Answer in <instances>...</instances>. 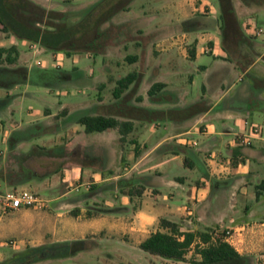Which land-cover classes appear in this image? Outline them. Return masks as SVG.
Returning <instances> with one entry per match:
<instances>
[{
    "label": "crops",
    "instance_id": "obj_1",
    "mask_svg": "<svg viewBox=\"0 0 264 264\" xmlns=\"http://www.w3.org/2000/svg\"><path fill=\"white\" fill-rule=\"evenodd\" d=\"M130 3L119 12L130 11ZM241 3L232 0L237 21L241 17L236 7ZM91 5L73 13L79 15ZM244 5L247 10L242 11L249 12L246 21L252 25L246 29L239 25L218 35L212 28H189L200 19H219V5L210 0H171L152 12L143 8L136 23L130 19L114 21L117 12L101 25L102 32L110 27L130 32L124 45L132 50L124 54V60L150 69L141 97L134 95L143 85L135 73L136 78L119 97L94 105L106 108V112L96 114L131 121L132 130L121 141L116 129L90 133L83 129L87 138L101 140L84 143L87 159L58 172L62 182L93 188L86 194L74 197L72 189L63 191L47 199L42 209L4 211L0 201V264H16L19 254L28 248L51 251L55 245L73 241H84L83 253L51 252L27 264H77L71 263L73 260L190 264L189 258L199 260L193 248L182 260L140 248L151 233L165 231L161 219L176 223L181 230L229 228L233 235L227 241L252 264H264L259 259L264 257V0H250ZM205 6L211 15L203 16ZM182 26L189 27L176 33ZM189 36L196 41L189 44ZM226 38L230 41L225 42ZM52 57L55 64H61V53ZM185 62L191 67L183 69L189 84L194 85L199 75L204 77L201 94L189 102L180 98L178 87V68ZM246 75L254 85L244 83ZM153 84L159 86L149 94ZM140 99V105L134 102ZM153 120L157 123L152 124ZM251 123L261 127V137L248 146L237 145L235 136L247 132ZM92 133L98 135L90 137ZM54 173L27 171L17 185L25 189L29 184L51 194ZM121 177L126 178L125 186L117 181ZM135 179L143 186L140 194L132 191ZM5 183L6 178L0 175V189ZM9 240L16 244H6ZM95 250L103 253L92 255Z\"/></svg>",
    "mask_w": 264,
    "mask_h": 264
},
{
    "label": "rangeland",
    "instance_id": "obj_2",
    "mask_svg": "<svg viewBox=\"0 0 264 264\" xmlns=\"http://www.w3.org/2000/svg\"><path fill=\"white\" fill-rule=\"evenodd\" d=\"M29 1L46 12L53 11L65 14L64 19H61L62 21L77 22L83 15L81 13V15L73 13L77 8L100 0ZM210 1L218 7L217 0ZM170 2L171 0H132L130 11L117 13L114 21L130 19L134 23L140 17L141 9L144 8L147 12H152L155 9L169 5ZM245 3L246 0L236 7V11L240 9L238 14L241 17L237 21V24L229 23L226 30L237 29L239 25L242 29H246L247 26L252 25V23L249 24L246 21L249 18V12L242 11L247 10L246 5H244ZM16 4V0L12 1L11 10L17 14L20 20L35 27H46L44 20H35L32 14L16 10ZM208 11L209 9L205 6L202 11V14L204 13L203 16L212 14ZM198 15L200 16V14ZM215 18L216 20L214 21ZM215 18L197 20V22L191 23L190 27H177V31L175 32L181 33L182 30L189 27L191 29L212 28V30H215V35L224 33L221 22L217 16ZM54 21L58 22L60 20L54 19ZM105 31L102 32L99 38L102 46L100 45L97 50L71 52L70 56H66L64 52L47 51L39 44H36L38 50H34L27 44L30 41L20 40L11 34L0 32V48H9L11 45H16L18 49L16 63L8 64L4 62L3 57L5 54H3L2 58H0V67L8 69L26 67L30 70L44 69L56 71V78L54 77V79L49 77L48 79L38 81L36 84H17L9 89L0 87V98H3L8 93L10 95L13 94L14 97L17 96L14 103L9 107L7 106L8 108H4L0 113V175L6 178V183L2 184V188L0 189V201H2L5 193L22 188L17 185V181L25 171H35L37 173L55 172L53 177L54 187L52 189L54 192L51 194L42 193L38 189L29 186V184L24 186L25 189L36 192L45 200L51 199L55 195L70 189H72L71 193L75 195L74 197H79L86 194L87 191L93 190V188H86V186H78L77 183L69 185L62 182V177L58 172L69 164L84 161V156L87 152L83 149L84 143H95L101 140L100 137H97V140L87 138L83 127L77 123V118L84 114L106 112L104 106L97 107L94 105L99 101H103L106 104L113 101L115 98L113 96V89L116 85V79L124 77L128 73H137L139 81L143 79L141 82L143 85H140L136 93L134 91V95L136 94L141 97L142 93H145L147 86L145 84L147 81L146 76L150 71V69L143 70L142 67L139 68V65H137L138 67L135 64L130 65L124 60V54L132 50L130 45H128L129 48L124 45L130 36L128 35L130 32L116 27L107 28ZM119 33H121L120 37L118 36ZM167 35L169 34L167 33ZM196 39L190 37L189 44H192L193 40L196 41ZM227 41L230 40L226 38L225 42ZM151 49L155 50V41L152 43ZM53 53L62 54L61 64H55V60L52 57ZM72 58L76 59L75 62H73ZM205 59H209V57L205 56ZM185 68H191L189 62H185L178 68V78H180L178 87L180 98L183 99L185 97L184 100L189 102L201 94V84L204 77L202 75L197 76L195 84L191 85L187 82V75L183 71ZM255 72L256 70L254 69L249 74L251 75ZM238 83L240 84V82ZM244 83L254 85V82L248 75L244 77ZM134 102L140 105L142 101L140 99L134 100ZM155 106L158 105L156 104ZM159 122L161 123V121ZM151 123L156 124L157 120H153ZM97 135V133H92L90 137H96ZM111 136L106 137L110 138ZM39 147L45 149L61 147L67 157L45 155L42 150H39ZM31 148L34 151L33 154L26 157V153ZM90 151L99 153L98 149L95 151L90 149ZM120 172L122 173V171ZM117 181L121 186H125L126 178L121 177ZM227 229L232 231L229 228H222L220 229L222 231L221 234H225ZM102 251H104L103 248ZM102 251L95 250L92 255L98 256L103 253ZM79 252L83 253L84 251ZM259 259L264 260V257ZM72 262L77 264H93L92 262H74V260Z\"/></svg>",
    "mask_w": 264,
    "mask_h": 264
},
{
    "label": "trees",
    "instance_id": "obj_3",
    "mask_svg": "<svg viewBox=\"0 0 264 264\" xmlns=\"http://www.w3.org/2000/svg\"><path fill=\"white\" fill-rule=\"evenodd\" d=\"M12 1L14 0H0V32L11 34L20 40L39 44L47 51L64 52L66 56H70L71 52L97 50L101 45V42H99V38L102 35L100 26L117 12L126 10L131 2V0H100L82 10L81 14L83 15L77 22H68L61 20L65 16L63 13L46 12L29 0H16V10L32 14L35 20H44L46 27L39 28L19 19L17 14L11 10ZM217 1L220 9L219 21L221 26H223V30L228 31L226 27L229 23L237 24L232 0ZM54 19H59L60 21L55 22ZM3 54H5L3 57L4 62L8 64L16 63L18 59L17 46L1 47L0 58H2ZM55 76L56 71L44 69L30 70L26 67L17 69L0 67V87L9 89L17 84H36L38 81L49 77L54 79ZM135 78V73H128L118 79L113 89V96L115 98L119 97ZM158 86V84H153L149 89V94H152ZM13 98L14 95L10 94L0 98V111L9 105ZM77 123L83 127L86 133L116 129L120 134L121 141H124L125 136L132 130L131 121L119 120L113 116L102 114H84L77 118ZM39 150H42L43 154L52 157H67L61 147H53L51 149L39 147ZM33 152L31 148L25 156L27 157ZM87 156L85 154L84 160L87 159ZM133 183L137 184L133 186L132 191L140 194L143 190L140 181L135 179ZM87 214L89 215L90 212ZM160 226L165 231L157 230L151 233L140 243L139 246L142 250L163 258L182 260L187 252L193 248V252L198 254L200 259L190 258V264H252L248 256L240 254L224 239V234L214 235V230H181L176 223L166 219L160 220ZM52 248L51 251L44 247L28 248L19 254L16 264H27L30 261L37 260L39 256L48 255L51 252L58 255L72 254L83 250L85 245L84 241H73L67 244L55 245Z\"/></svg>",
    "mask_w": 264,
    "mask_h": 264
},
{
    "label": "built area",
    "instance_id": "obj_4",
    "mask_svg": "<svg viewBox=\"0 0 264 264\" xmlns=\"http://www.w3.org/2000/svg\"><path fill=\"white\" fill-rule=\"evenodd\" d=\"M261 29H258L257 33H260ZM30 48L34 50L37 49L36 43L28 42L27 43ZM39 64V62H37ZM261 127L258 124L251 123L249 124L247 132L243 134H237L235 136V141L237 145L240 146H248L252 143L253 140L261 137ZM192 145H196L195 141L191 142ZM2 209L5 211L7 209H18L21 207L24 208H34V209H42L47 205V201L39 196L36 192H33L28 189H19L11 192H7L4 194L1 201ZM222 231L214 230L213 234H221ZM233 235V231L226 230L224 234V239L227 241ZM8 245H15L16 242L13 240H9L5 242Z\"/></svg>",
    "mask_w": 264,
    "mask_h": 264
}]
</instances>
